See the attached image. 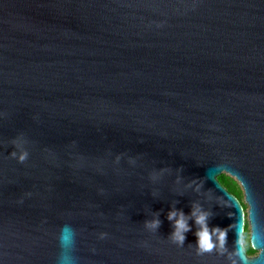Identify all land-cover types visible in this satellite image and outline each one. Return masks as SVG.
<instances>
[{
	"label": "water",
	"instance_id": "obj_1",
	"mask_svg": "<svg viewBox=\"0 0 264 264\" xmlns=\"http://www.w3.org/2000/svg\"><path fill=\"white\" fill-rule=\"evenodd\" d=\"M0 264H264V0H0Z\"/></svg>",
	"mask_w": 264,
	"mask_h": 264
},
{
	"label": "trees",
	"instance_id": "obj_2",
	"mask_svg": "<svg viewBox=\"0 0 264 264\" xmlns=\"http://www.w3.org/2000/svg\"><path fill=\"white\" fill-rule=\"evenodd\" d=\"M218 180L231 192L233 193L241 202L243 208L245 209L246 204L243 201V193L240 187V184L230 175L222 172L217 176ZM247 220L244 221V230L242 235L243 245L246 249L247 254H254L256 252L255 249L252 248L249 241V231L247 230Z\"/></svg>",
	"mask_w": 264,
	"mask_h": 264
},
{
	"label": "clouds",
	"instance_id": "obj_3",
	"mask_svg": "<svg viewBox=\"0 0 264 264\" xmlns=\"http://www.w3.org/2000/svg\"><path fill=\"white\" fill-rule=\"evenodd\" d=\"M26 155H27L26 153L25 154H21L19 159L21 161H24L25 158H26ZM173 215H175V213H170L169 214V219H171ZM205 219H206V216L204 214H201L200 216L197 217V223L203 225L205 223ZM176 226H177V229L185 228V224H184L183 218H181L180 220H178L176 222ZM185 230H187V229L185 228ZM177 234H178V238L181 241H183L184 236L183 235H179V233H177ZM197 236L199 238L198 242L200 243L201 247L204 250H206V251H210L212 249V247H213V244L211 242V237H210V234H209L207 228H204L203 231L197 232ZM221 238L223 239V234H222Z\"/></svg>",
	"mask_w": 264,
	"mask_h": 264
},
{
	"label": "rangeland",
	"instance_id": "obj_4",
	"mask_svg": "<svg viewBox=\"0 0 264 264\" xmlns=\"http://www.w3.org/2000/svg\"><path fill=\"white\" fill-rule=\"evenodd\" d=\"M247 230L249 231V226H248V224H247Z\"/></svg>",
	"mask_w": 264,
	"mask_h": 264
}]
</instances>
